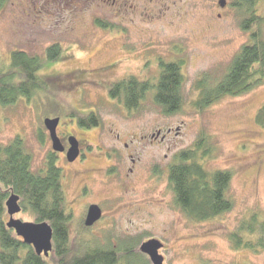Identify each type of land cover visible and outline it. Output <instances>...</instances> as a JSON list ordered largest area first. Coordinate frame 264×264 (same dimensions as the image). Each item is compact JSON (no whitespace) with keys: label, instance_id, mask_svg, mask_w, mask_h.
<instances>
[{"label":"rangeland","instance_id":"rangeland-1","mask_svg":"<svg viewBox=\"0 0 264 264\" xmlns=\"http://www.w3.org/2000/svg\"><path fill=\"white\" fill-rule=\"evenodd\" d=\"M219 1L9 0L1 10L3 67L14 50L45 60L49 47H62L60 58L40 73L49 91L0 110V142L22 137L35 171L53 151L45 118L62 119L61 137L73 134L82 144L91 143L84 162L70 164L58 153L74 241L131 243L140 253L143 242L157 239L164 244L165 264H264V252L237 250L229 239L253 216L264 220V128L256 122L264 106V78L257 75L258 83L245 94L202 106L206 90L223 79L245 45L254 43L253 35L264 41V21L244 28L253 16L264 17V0L245 6L227 0L225 8ZM97 20L110 29L100 28ZM162 63L180 66L177 112L167 113L153 91L132 111L112 100L114 84L131 75L155 86ZM91 114L101 129L79 125V118ZM157 131L164 138L152 139ZM189 150L206 171L232 173V209L204 222L176 206L169 182L170 165ZM85 182L91 190L80 194ZM94 203L103 218L86 231L82 217ZM15 219L35 222L23 208ZM47 261L54 264L53 255Z\"/></svg>","mask_w":264,"mask_h":264},{"label":"trees","instance_id":"trees-1","mask_svg":"<svg viewBox=\"0 0 264 264\" xmlns=\"http://www.w3.org/2000/svg\"><path fill=\"white\" fill-rule=\"evenodd\" d=\"M9 0H0V12ZM259 0H235L238 6L254 5ZM264 17L253 16L246 21L245 29L260 25ZM97 24L108 30V25ZM251 24V25H249ZM110 29V28H109ZM253 44L245 45L233 59L223 79L207 89L204 104L209 106L223 97H237L253 89L259 75L264 78V41L254 34ZM62 47L54 44L46 51L45 60L22 50H14L6 67L0 64V110L15 105L22 99L31 102L40 92L49 91V83L40 75L47 62L60 58ZM181 74L179 65L170 64L160 73L156 85L137 78L116 82L110 90L112 100H118L126 109L133 110L148 95L155 93V100L167 113H175L182 106ZM203 100L201 101V103ZM81 127H96L99 118L95 114L79 118ZM257 124L264 128V106L256 116ZM195 151L182 152L170 165L168 177L176 206L197 222L214 219L233 207L228 194L232 178L230 171L210 173L196 162ZM58 158L49 154L45 166L33 170V157L24 140L16 138L9 144L0 142V264H48L53 255L54 264H149L144 254L135 253L131 243L92 246L87 240L74 241L70 233L73 219L64 190V173ZM20 197L24 210L31 212L37 223L47 222L54 232V250L50 257L39 256L33 247L25 244L16 232L7 227L9 216L6 200L9 192ZM87 231L88 228L83 226ZM235 249L264 252V220L255 215L250 222L229 237ZM208 264V263H206Z\"/></svg>","mask_w":264,"mask_h":264},{"label":"water","instance_id":"water-1","mask_svg":"<svg viewBox=\"0 0 264 264\" xmlns=\"http://www.w3.org/2000/svg\"><path fill=\"white\" fill-rule=\"evenodd\" d=\"M221 5L224 6V2L221 1ZM59 118H47L44 120V126L50 134L52 140V148L54 152H64L65 148L62 146L58 136L57 128L59 125ZM71 147L67 153V159L69 162H74L80 155L78 143L74 138L70 139ZM7 213L9 215V221L7 227L16 232V234L23 239V242L34 248L35 252L39 256L46 258L50 257V254L54 250V232L51 225L47 222H23L22 220L15 219V215L22 211L20 204V197L12 193L6 201ZM103 217L102 209L98 205H91L88 209L85 219V226L90 228L99 222ZM164 248V244L157 240L151 239L143 242L140 245L139 251L146 255L152 264H165L164 257L160 254V251Z\"/></svg>","mask_w":264,"mask_h":264},{"label":"flooded vegetation","instance_id":"flooded-vegetation-1","mask_svg":"<svg viewBox=\"0 0 264 264\" xmlns=\"http://www.w3.org/2000/svg\"><path fill=\"white\" fill-rule=\"evenodd\" d=\"M221 1H223L224 2V6H222L221 5ZM227 4H228V2H227V0H220L219 1V5H220V7H222V8H225L226 6H227ZM99 20H97L96 21V23L98 22ZM99 26V25H98ZM100 27V26H99ZM101 28V27H100ZM103 29V28H102ZM107 30V29H106ZM109 30V29H108ZM170 65V64H169ZM174 65H177V64H174ZM146 66V65H145ZM144 66V67H145ZM166 66H168L167 64H163L162 63V65H160V71H159V77H160V73L162 72V71H164V69H165V67ZM179 68H180V66H179ZM142 69V68H141ZM144 69V68H143ZM150 68H146V70H149ZM151 70H152V68H151ZM128 79H132V78H137V79H139L138 77H136V76H134V75H131V76H129V77H127ZM127 78H125V79H127ZM140 80V79H139ZM147 80H149V79H147ZM147 80H142V82H149V81H147ZM158 80H159V78H158ZM116 101H118V100H116ZM47 118H51V119H54V118H59L60 119V122H59V125H58V128H57V136H58V138H59V140H60V142H61V144H62V146L65 148V151L64 152H54V151H51V153H54V156H56L58 159H59V155H58V153H60L63 157H66L67 158V153H68V150L70 149V147H71V144H70V139L71 138H74L76 141H77V143H78V147H79V150H80V155H79V157L74 161V162H69L70 164L72 163V164H76V163H80V162H84L83 160H85L88 156H87V154L85 153L86 152V149H90V147L92 146V145H90L91 143H88L87 145H84V144H82V142L76 137V136H74L73 134H69V135H67V136H65V137H61L60 136V132H59V127L62 125L61 123H62V119L59 117V116H55V117H47ZM47 118H45V119H47ZM44 119V120H45ZM83 128H85V129H89V130H91V129H93V130H98V129H101V125H100V122H99V124H98V126H96V127H83ZM47 130V129H46ZM163 132H161V131H157V133H155V134H153L152 136H151V138L152 139H155L156 137H158V136H160L161 134H162ZM47 134H48V139L50 140V142L52 143V140H51V138H50V134H49V132H48V130H47ZM99 134H100V136H101V132H99ZM163 135V138H164V134H162ZM119 137V136H118ZM21 139H22V137H20ZM97 145H99V147H102L101 146V141L97 144ZM127 147V146H126ZM53 149V148H52ZM68 160V159H67ZM59 161V160H58ZM92 181H94V179H92ZM0 188L2 189H4V186L1 184V182H0ZM87 190H91V188H90V183L89 182H85L84 184H83V186L81 187V189H80V194H83L84 192H86ZM10 194H11V191L9 192ZM10 194H9V196H10ZM8 196V197H9ZM7 197V198H8ZM95 205H98V204H96V203H94ZM91 205H93V204H90L89 206H88V209H89V207L91 206ZM98 206H100V205H98ZM86 207H87V205H85V209H86ZM100 208H101V206H100ZM85 209H84V211H85ZM88 209H87V211H86V213H85V215L82 217V223H84V226H85V219H86V216H87V212H88ZM84 211H83V214H84ZM103 218V217H102ZM102 220V219H101ZM100 222V221H99ZM98 223V222H97ZM95 226V225H94Z\"/></svg>","mask_w":264,"mask_h":264},{"label":"bare ground","instance_id":"bare-ground-1","mask_svg":"<svg viewBox=\"0 0 264 264\" xmlns=\"http://www.w3.org/2000/svg\"><path fill=\"white\" fill-rule=\"evenodd\" d=\"M11 194H12V193H11ZM11 194H10V195H11ZM7 199H8V198H7ZM6 201H7V200H6Z\"/></svg>","mask_w":264,"mask_h":264}]
</instances>
